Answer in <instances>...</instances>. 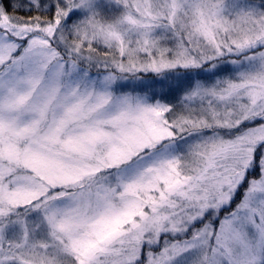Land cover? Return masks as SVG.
<instances>
[{"label": "snow or ice", "instance_id": "obj_1", "mask_svg": "<svg viewBox=\"0 0 264 264\" xmlns=\"http://www.w3.org/2000/svg\"><path fill=\"white\" fill-rule=\"evenodd\" d=\"M0 264H264V0H0Z\"/></svg>", "mask_w": 264, "mask_h": 264}]
</instances>
